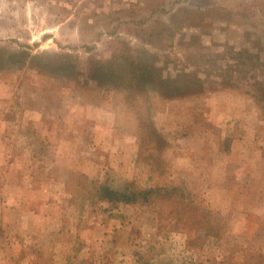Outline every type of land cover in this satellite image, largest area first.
Segmentation results:
<instances>
[{
	"label": "rangeland",
	"instance_id": "obj_1",
	"mask_svg": "<svg viewBox=\"0 0 264 264\" xmlns=\"http://www.w3.org/2000/svg\"><path fill=\"white\" fill-rule=\"evenodd\" d=\"M261 194L264 0H0V264H264Z\"/></svg>",
	"mask_w": 264,
	"mask_h": 264
},
{
	"label": "trees",
	"instance_id": "obj_2",
	"mask_svg": "<svg viewBox=\"0 0 264 264\" xmlns=\"http://www.w3.org/2000/svg\"><path fill=\"white\" fill-rule=\"evenodd\" d=\"M176 188H172V192L175 190ZM107 199L109 201H112L113 199H117V200H124L127 199L129 201H135L137 197L136 192H126V191H120V190H115L112 188L107 187ZM163 190V188H158V189H149V190H145V194H150L151 192H158L161 193ZM171 190L166 189L164 192H169ZM139 194V193H138ZM135 199V200H134Z\"/></svg>",
	"mask_w": 264,
	"mask_h": 264
},
{
	"label": "crops",
	"instance_id": "obj_3",
	"mask_svg": "<svg viewBox=\"0 0 264 264\" xmlns=\"http://www.w3.org/2000/svg\"><path fill=\"white\" fill-rule=\"evenodd\" d=\"M199 156H201L200 158H202V157H205V154L203 153V152H199ZM195 170H196V167H195ZM172 173L174 174V173H176V170L175 169H173L172 168ZM190 178H192V177H190ZM203 179L204 180H202V181H204L203 183H206L205 182V179H206V176L205 177H203ZM191 180V179H190ZM180 186H183V185H187V182L186 183H184L183 185H181V184H179ZM178 184H175V183H172V188H176V187H180ZM184 187V186H183ZM185 189V188H184ZM251 200L252 201H254L256 204H257V202H262V201H264V194H261V195H259V199H258V197L256 196V197H254V198H251ZM260 200H262V201H260ZM260 205H261V207H262V205H263V207H264V204H261L260 203ZM243 226V225H242ZM244 227V226H243ZM238 229H240V228H238ZM238 232L240 231V232H244V230H242V229H240V230H237ZM29 256V255H28ZM28 256H26L28 259H26V264H42L40 261L38 262L32 255H30L31 256V258H29Z\"/></svg>",
	"mask_w": 264,
	"mask_h": 264
}]
</instances>
